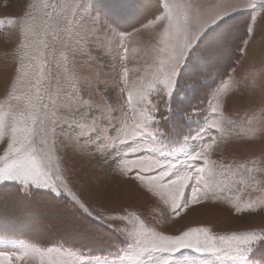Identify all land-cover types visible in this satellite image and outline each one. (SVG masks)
Returning <instances> with one entry per match:
<instances>
[{
    "label": "rangeland",
    "instance_id": "1",
    "mask_svg": "<svg viewBox=\"0 0 264 264\" xmlns=\"http://www.w3.org/2000/svg\"><path fill=\"white\" fill-rule=\"evenodd\" d=\"M129 1L132 3L125 4ZM56 3L59 0L0 2V106L9 114L6 123H12L13 113L19 120L22 111L30 110L29 101L36 94L42 70L39 87L49 115L83 89L86 102H95L103 114L98 116L101 142L91 152L82 153L65 147L55 137L47 139L46 148L41 138H36L37 159L47 153L44 163L57 171V184L64 194L57 196L40 188L19 192L17 184L0 185L5 190L0 195V220L20 223L33 238L0 236V264H138L129 259L138 249L130 246L127 232L121 231L124 228H134L142 238L149 231L174 235L202 227L208 231L196 234L199 239L213 237L209 242L216 245L224 243L220 237L264 230V8L260 7L264 0H160L163 10L157 18L152 15L159 0H85L86 8L103 16L115 30L82 50L72 39V24L57 21L60 10L51 7ZM26 11L32 14L31 19L25 17ZM193 11L219 13L229 22L212 33L206 59L196 58L181 69L168 112L153 90L158 87L164 58L160 49L169 39L170 24L183 23ZM236 13H246V17ZM85 14L82 10L81 15ZM22 20L27 21L24 31L20 30ZM13 85L19 99L8 96ZM149 98L161 104L156 121L141 117ZM113 109L120 121L127 120L129 135L135 134L134 123H140L136 139L145 154L161 165H172L178 175L188 172L183 163L188 156L203 153L200 160L188 162L193 172L204 169L196 201L191 200V187H185L180 200L188 203L173 214L175 186H150L147 181H137L135 172L125 175L117 165L104 163L113 147L121 148L123 139L115 138L116 133L112 137L107 134ZM165 116L167 119H159ZM169 122L177 132L168 129ZM158 131L164 135L155 139ZM8 138V134L0 137V155ZM72 195L92 215L72 205ZM73 206L99 229L94 231L87 224L81 227L80 216L67 211ZM250 206L259 210L250 211ZM121 209H127L123 220L93 218L101 212L118 217ZM109 230L122 247L94 253L81 244L91 239H84V232ZM54 234L66 238L65 243L49 240ZM98 244L90 245L100 249ZM257 245L264 247V239L246 253L249 264L264 261ZM172 260L174 264H203L204 260L217 264L215 256L192 249H181ZM223 264H229L227 258ZM230 264H245L243 254Z\"/></svg>",
    "mask_w": 264,
    "mask_h": 264
},
{
    "label": "snow or ice",
    "instance_id": "2",
    "mask_svg": "<svg viewBox=\"0 0 264 264\" xmlns=\"http://www.w3.org/2000/svg\"><path fill=\"white\" fill-rule=\"evenodd\" d=\"M166 6V5H165ZM45 7H49L45 5ZM53 9H59L60 13L57 16L58 22L71 23L75 31L72 33V39L77 43L79 48L90 47L94 39L101 36H107L115 29L113 25L99 13L92 9L86 8L85 0H59V3L51 5ZM183 7V6H179ZM196 7V6H194ZM264 8V4L260 5ZM86 14L81 15V11ZM163 10L160 5L152 18H157L158 14ZM25 17L31 19V13L25 12ZM79 18V19H77ZM171 20V17H165ZM148 19L140 22L143 26ZM219 21V22H217ZM225 19L221 18L219 13L213 15H205L199 11H193L185 17L183 23L175 25L170 24L169 39L160 49V53L164 54V58L160 61L158 74V87L153 89L156 95L163 101V109L171 112L172 93L176 88L177 79L181 76V69L196 58L206 59L207 52L211 49L210 43L212 33L215 29L224 24ZM27 21L22 20L20 30H25ZM226 29L230 26L224 25ZM126 33V32H125ZM67 43V42H66ZM69 51L73 49L69 48ZM43 72L37 79L36 94L29 101V111L21 112V118L17 120L15 114H12V123L8 124L5 121V116L2 106H0V137L8 134L7 146L4 148L3 154L0 155V185L14 183L19 185V192H30L33 188L48 189L51 192H56L57 196H63L57 184L60 181V176L56 170H53L48 164L44 163L47 159L45 152L43 157L38 160L36 156V138H41L45 148L47 139L55 137L57 142L64 144L65 147H71L74 150H79L82 153L91 152L100 142V130L98 125L101 123L98 116L103 114L96 108L95 102L87 103L85 100L83 89L77 97L73 93L72 98L67 101L56 112L49 115L48 105L44 102V96L40 93L39 84L41 83ZM10 99H19L15 95V85L13 90L8 93ZM131 96V94H129ZM161 108V104L152 103L149 98L141 112V117L145 120H157V113ZM43 113V115H41ZM113 109L111 119L108 121L109 130L108 136L112 137L116 133L115 138H120L121 148H112L104 159V163L117 165L122 174L136 173L137 181H147L150 186H159L167 188L170 185L175 186L171 197V211L173 214H178L181 207L187 205V201L183 204L180 198L184 195V188L191 187V200L196 201L200 191V179L203 173V168H196L193 172L192 167L188 162L198 161L202 158L203 153L190 155L184 163L188 167V172L184 175H178L173 170L172 165H161L157 160H153L150 155L145 154V150L141 148L136 134L141 130L139 122L134 123L133 128L135 134L129 135L127 120L120 121ZM167 119V117H159V119ZM159 128V127H158ZM164 133L158 131L156 137H163ZM67 141L68 143H65ZM74 141V143H73ZM107 148V145L105 146ZM108 157H111L109 160ZM175 177V178H173ZM195 180V184L190 181ZM215 195V193H213ZM72 205L79 207L83 212L92 215L89 209L85 207L81 201L75 196H71ZM249 210H259L255 206H250ZM115 211V210H113ZM120 216L105 215L103 212L98 213L94 219L100 221H113L116 219H125L124 213L127 209H121ZM240 211V209H237ZM139 223V218H137ZM111 227V225H108ZM122 232H127L128 237L132 241L131 247L138 250L133 253L129 259H135L138 264H174L172 255L181 249H192L201 254H211L216 257L217 264H223L225 258L230 262L238 255L243 254L245 264H249L246 253H250L254 246L264 239V230L259 234L255 231H248L243 234H233L231 237H220L221 245L210 243L213 237H207L201 241L196 235L198 233H207L206 228L192 227L178 234L166 235L156 231H149L142 234H137L133 229L124 228ZM52 251V249H49ZM158 255H153V254ZM72 255V253H69ZM147 256V261H142L141 258ZM3 259V254L0 253V260ZM183 264H190L189 261H184ZM194 264V262H191ZM203 264H210L208 260H204ZM250 264H264L261 260H252Z\"/></svg>",
    "mask_w": 264,
    "mask_h": 264
},
{
    "label": "trees",
    "instance_id": "3",
    "mask_svg": "<svg viewBox=\"0 0 264 264\" xmlns=\"http://www.w3.org/2000/svg\"><path fill=\"white\" fill-rule=\"evenodd\" d=\"M2 1L3 0H0V2H2ZM129 3L131 4L132 2H130V1L129 2H125V4H129ZM242 14H245V15H242ZM236 15L237 16H241V17H246V13H236ZM234 18H236V17H234ZM223 19H225L224 23L229 22V19H227V18H223ZM215 31H217V29L214 30L213 32H215ZM171 124H172L171 122L168 123V129H170L171 132L172 131L173 132H177V130L175 128H173ZM173 126H175V125H173ZM3 191H5L4 188H1L0 189V195L3 193ZM16 192L19 195V192L18 191H16ZM67 211L68 212L71 211L72 214H78V212L76 211V208L74 206L72 208L68 209ZM79 216H80V219H81V222H82L81 227L85 226V224L89 225V227H91L92 230H94V229L99 227L98 224L94 223L92 220L88 219L83 214H80ZM2 219H4V218H2ZM82 220H84V221H82ZM19 226H21L20 223L17 225L14 222L5 221V219L4 220H0V236H4V237H7V238H16V239H28V240L33 239L31 237V234L26 233ZM84 233L85 234H82V237H84V239H85V237L86 238L87 237H91V239L90 240L87 239L86 241L81 242V244H84L85 249H88L91 252H94V253L95 252L108 253V252L116 250L118 247H122V244H120V242H119L120 239L117 238L115 236V233L112 232L111 230H109L108 232H99L100 234L93 233V232L89 233L88 231H86ZM59 236L60 235H58V234H54V235H52L49 238V240L53 241L54 243L57 242V241H60L61 243H65L66 238L64 239V238H61ZM94 243H99L98 246L100 247V249H97L98 247H91L90 244H94ZM71 244L74 245L73 243H71ZM119 244L121 246H119ZM257 249L260 251V254H261L260 257L264 259V247H263V245L262 246H258L257 245Z\"/></svg>",
    "mask_w": 264,
    "mask_h": 264
},
{
    "label": "bare ground",
    "instance_id": "4",
    "mask_svg": "<svg viewBox=\"0 0 264 264\" xmlns=\"http://www.w3.org/2000/svg\"><path fill=\"white\" fill-rule=\"evenodd\" d=\"M183 110V109H182ZM75 245V244H74Z\"/></svg>",
    "mask_w": 264,
    "mask_h": 264
}]
</instances>
